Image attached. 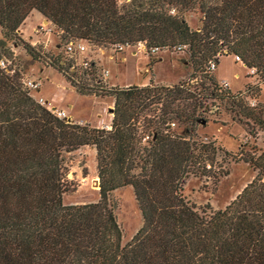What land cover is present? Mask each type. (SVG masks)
<instances>
[{"label":"trees","instance_id":"16d2710c","mask_svg":"<svg viewBox=\"0 0 264 264\" xmlns=\"http://www.w3.org/2000/svg\"><path fill=\"white\" fill-rule=\"evenodd\" d=\"M32 10L65 44L186 51L191 77L107 87L94 61L71 69L19 36ZM188 11L201 13L197 29ZM0 36V60L13 59L11 41L59 70L78 93L114 98L109 127L78 124L31 96L16 68L0 66V264H264V147L241 146L234 156L197 136L199 123L220 109L217 100L251 137L264 130V103L248 101L260 83L249 84L247 95L231 93L209 65L234 55L264 85V0H0ZM82 146L95 150L99 199L65 204L73 186L63 154ZM227 156L255 171L235 199L224 209L187 199V178L218 182L228 174ZM123 186L133 188L143 217L125 244L108 197Z\"/></svg>","mask_w":264,"mask_h":264},{"label":"rangeland","instance_id":"374dc122","mask_svg":"<svg viewBox=\"0 0 264 264\" xmlns=\"http://www.w3.org/2000/svg\"><path fill=\"white\" fill-rule=\"evenodd\" d=\"M171 11L174 12L175 9L172 8ZM184 17L191 28L197 29L201 24L199 12L188 11L184 13ZM45 19L41 13L32 10L21 25V31L18 29L19 36L52 57L60 58L61 65L66 62L67 65L71 64L79 68L78 66H82V59L94 61L98 75H101L103 70H107L104 79L107 87L151 83L174 84L173 82L189 80L193 72L186 51L164 48L148 51L143 42L124 45L121 49L114 46L100 47L86 42L85 51L74 54L71 58L65 50V41L60 40L54 26ZM10 42L8 41L7 45L11 48L13 59H9L8 63L19 71L22 81L39 82L38 88L28 89L30 95L39 103L52 112L56 109H64L69 119L78 124L99 126L110 120L109 108H112L114 100L112 95L78 93L59 70L46 65L42 59H33L21 45H12ZM254 73V69L246 67L242 61L236 60L234 55L227 54L218 56L216 68L212 72L218 81L225 79L229 83L228 90L231 93L241 91L247 95L245 89L249 84L260 83L261 89L258 94L255 97L247 96L251 105H259L264 103V85ZM217 103L220 109L216 110L217 107H214L210 114L208 113V121L204 124L199 123L197 136L208 140L215 139L234 156H237L241 146H245L246 149H250L253 145L257 148L264 147V130H259L257 137H251L247 132L249 127L238 120L233 121V114L227 111L219 100ZM173 126L179 132L183 131L181 125ZM94 151L90 146H82L63 154L66 177L73 186L71 191L62 196L65 204L89 203L99 199L95 181L97 170ZM236 158L227 156L228 174L221 177L218 182L206 177L189 176L183 184V193L187 199L197 206L209 204L214 209H224L255 175L249 163ZM108 197L122 228V243L125 244L141 228L142 210L131 186L117 188L111 191Z\"/></svg>","mask_w":264,"mask_h":264},{"label":"built area","instance_id":"2783aa9c","mask_svg":"<svg viewBox=\"0 0 264 264\" xmlns=\"http://www.w3.org/2000/svg\"><path fill=\"white\" fill-rule=\"evenodd\" d=\"M41 28L43 30H45V27L43 25H41ZM123 46H119V49H121ZM86 49V42L82 41V40H77V39H71L70 41H68L65 45V50L66 52H68L71 56H73L74 54H78V53H83ZM152 50H156V48L152 49ZM89 60H85V59H82L81 61V65L86 67L89 65ZM8 60L5 61V60H0V66L1 67H5L6 71H9L8 67H6V65H8ZM216 64H217V60H213L209 62V65H210V69L212 70H215L216 68ZM10 65V64H9ZM74 66L71 68L73 69ZM102 78L105 79V77L107 76V70H103L102 74H101ZM23 83V86L27 89H30V88H38L39 86V82H36L34 80H23L22 81ZM220 85L223 87V88H230L229 87V83L224 79V80H221L219 81ZM54 114H56L58 117L60 118H65L67 117L66 113L64 110H60V109H56L55 112H53Z\"/></svg>","mask_w":264,"mask_h":264},{"label":"crops","instance_id":"0c3cea01","mask_svg":"<svg viewBox=\"0 0 264 264\" xmlns=\"http://www.w3.org/2000/svg\"><path fill=\"white\" fill-rule=\"evenodd\" d=\"M43 17H44V16H43ZM48 22H49V21H48ZM19 30L21 31V26H20ZM173 83H175V82H173ZM167 84H168V83H167ZM112 107H113V104H112ZM63 110H64V109H63ZM64 111H65V110H64ZM65 113H66V112H65ZM67 118L69 119L68 116H67ZM111 118H112V114H111ZM111 118H110L109 121L100 124L98 127H109V126H110V123H111ZM70 119H71V118H70ZM93 150H94V148H93ZM94 152H95V151H94Z\"/></svg>","mask_w":264,"mask_h":264},{"label":"water","instance_id":"95a60500","mask_svg":"<svg viewBox=\"0 0 264 264\" xmlns=\"http://www.w3.org/2000/svg\"><path fill=\"white\" fill-rule=\"evenodd\" d=\"M45 21L48 22L47 19H45ZM109 111L112 112V108H109ZM95 181H96L97 186H98V185H99V178L97 177V178L95 179ZM98 187H99V186H98Z\"/></svg>","mask_w":264,"mask_h":264}]
</instances>
